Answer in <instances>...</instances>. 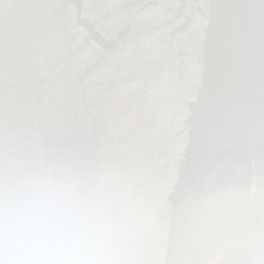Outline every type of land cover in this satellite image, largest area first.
Returning <instances> with one entry per match:
<instances>
[{
    "label": "water",
    "instance_id": "1",
    "mask_svg": "<svg viewBox=\"0 0 264 264\" xmlns=\"http://www.w3.org/2000/svg\"><path fill=\"white\" fill-rule=\"evenodd\" d=\"M0 257L264 264L261 0H0Z\"/></svg>",
    "mask_w": 264,
    "mask_h": 264
},
{
    "label": "snow or ice",
    "instance_id": "2",
    "mask_svg": "<svg viewBox=\"0 0 264 264\" xmlns=\"http://www.w3.org/2000/svg\"><path fill=\"white\" fill-rule=\"evenodd\" d=\"M261 4H264V0H261ZM0 264H82V262L60 260L11 261L0 257ZM144 264H152V262H144Z\"/></svg>",
    "mask_w": 264,
    "mask_h": 264
}]
</instances>
